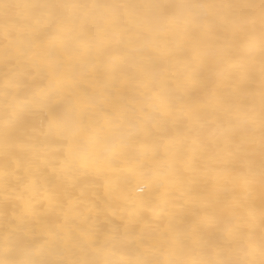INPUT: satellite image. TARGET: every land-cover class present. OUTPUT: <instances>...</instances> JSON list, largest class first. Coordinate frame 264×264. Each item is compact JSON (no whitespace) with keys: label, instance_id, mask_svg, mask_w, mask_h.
Wrapping results in <instances>:
<instances>
[{"label":"bare ground","instance_id":"obj_1","mask_svg":"<svg viewBox=\"0 0 264 264\" xmlns=\"http://www.w3.org/2000/svg\"><path fill=\"white\" fill-rule=\"evenodd\" d=\"M0 264H264V2L0 0Z\"/></svg>","mask_w":264,"mask_h":264},{"label":"snow or ice","instance_id":"obj_2","mask_svg":"<svg viewBox=\"0 0 264 264\" xmlns=\"http://www.w3.org/2000/svg\"><path fill=\"white\" fill-rule=\"evenodd\" d=\"M262 2H264V0H262Z\"/></svg>","mask_w":264,"mask_h":264}]
</instances>
